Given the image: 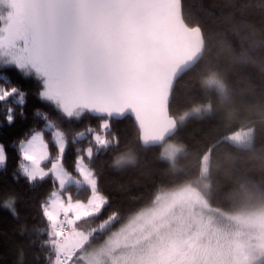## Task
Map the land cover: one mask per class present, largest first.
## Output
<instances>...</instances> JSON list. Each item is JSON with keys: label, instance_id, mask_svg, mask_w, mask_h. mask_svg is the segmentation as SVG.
Wrapping results in <instances>:
<instances>
[{"label": "snow or ice", "instance_id": "6c2138e0", "mask_svg": "<svg viewBox=\"0 0 264 264\" xmlns=\"http://www.w3.org/2000/svg\"><path fill=\"white\" fill-rule=\"evenodd\" d=\"M184 10V0H0V126L11 128L25 116L30 95L37 102V119L11 142L15 154L0 141V167L15 159L14 179L49 184L37 205L43 226L20 227L21 235L45 237L46 264H70L88 240L77 223L107 203L92 160L119 145L114 122L131 117L146 141L167 121L175 69L203 44V29L188 24ZM7 72L33 87L22 88ZM132 159L121 154L114 164ZM73 184L87 191L86 198L78 192L74 198ZM15 200L6 195L0 206L18 217ZM70 237L79 238L71 248ZM253 251L254 262L264 245ZM18 255L22 264L23 244Z\"/></svg>", "mask_w": 264, "mask_h": 264}, {"label": "trees", "instance_id": "16d2710c", "mask_svg": "<svg viewBox=\"0 0 264 264\" xmlns=\"http://www.w3.org/2000/svg\"><path fill=\"white\" fill-rule=\"evenodd\" d=\"M184 18L188 24L199 23L203 29L204 50L198 62L182 74L172 89L169 114L175 120L194 107L209 106V113L187 118L171 138L184 146L174 165L160 158V147L144 148L131 117L114 122L120 138L118 146L94 157L92 167L99 176V189L107 203L94 217L77 223L80 231L94 232L86 247L99 245L110 231L119 229L136 212L149 207L163 190L194 184L202 173L207 156L209 204L226 212H241L264 205V0H184ZM22 88L31 82L11 72L5 73ZM216 78L225 87L224 94L206 81ZM37 102L30 95L25 116L17 117L11 128L0 126V141L15 154L12 140L37 118ZM3 109L0 107V119ZM95 125L96 121H90ZM81 127V125H74ZM252 130L246 145H236L226 138L240 130ZM70 150L67 162L72 159ZM121 154L131 162L114 164ZM128 164V165H127ZM15 159L0 167V201L14 195L18 217L0 206V264H17L18 246H25L22 264H46L41 246L45 237L27 229L42 227L38 201L49 189L29 186L23 177L13 178ZM74 198H86L87 191L72 185ZM115 214V215H113ZM108 226L99 228L106 221ZM99 235V236H98ZM32 240L33 243H29ZM264 264V262L262 263Z\"/></svg>", "mask_w": 264, "mask_h": 264}, {"label": "rangeland", "instance_id": "374dc122", "mask_svg": "<svg viewBox=\"0 0 264 264\" xmlns=\"http://www.w3.org/2000/svg\"><path fill=\"white\" fill-rule=\"evenodd\" d=\"M218 81L216 78H210ZM224 94L223 84L209 83ZM222 85L223 87H221ZM210 107H194L177 117L178 125L191 117L209 113ZM252 130H240L226 139L246 145ZM184 146L168 139L160 146V158L174 165ZM207 156L201 177L194 183L160 191L153 203L129 217L119 229L110 231L99 245H88L94 232L73 256L70 264H262L264 255L251 260L264 245V205L241 212L212 207L207 198ZM128 165V164H127ZM111 220L99 228L103 231ZM99 236V235H98ZM79 238H68L71 248ZM95 257V259H93Z\"/></svg>", "mask_w": 264, "mask_h": 264}, {"label": "water", "instance_id": "95a60500", "mask_svg": "<svg viewBox=\"0 0 264 264\" xmlns=\"http://www.w3.org/2000/svg\"><path fill=\"white\" fill-rule=\"evenodd\" d=\"M203 50H204V42H203L202 47L200 48V50L198 52H196V54L194 56H192L191 59H189L188 61L180 64L175 69L174 75L172 76L171 82H170V95L168 97V104H167L168 119L165 122L157 124V126L155 128V136L153 138H150V139L146 140V141H142L140 139L139 130L136 127L137 130H138V133H139V143H140V145L142 147H144V148H147V147H160L168 139H171L175 135V133L177 132V130H178L177 121L174 118H172L170 116V114H169V103H170V100H171L172 89L174 87V84L178 80V78L182 74H184L185 72L190 70L192 67H194V65L198 62V60L202 56ZM122 119H124V118H118L117 121L122 120Z\"/></svg>", "mask_w": 264, "mask_h": 264}]
</instances>
